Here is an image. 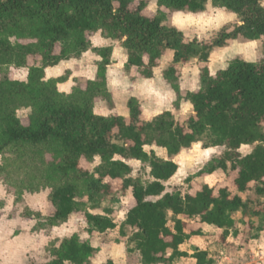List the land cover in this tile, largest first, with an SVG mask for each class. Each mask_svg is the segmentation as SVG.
I'll list each match as a JSON object with an SVG mask.
<instances>
[{
	"label": "trees",
	"instance_id": "obj_1",
	"mask_svg": "<svg viewBox=\"0 0 264 264\" xmlns=\"http://www.w3.org/2000/svg\"><path fill=\"white\" fill-rule=\"evenodd\" d=\"M160 2L171 13L178 9H184L185 13L206 10L204 0ZM217 2L226 4L229 11L237 12L238 18L245 21L244 26L233 27V32L224 33L222 30L219 37L210 43L189 41L184 35L188 42L185 46L180 43L182 34L177 33L173 26H159L162 20L168 21L167 13L161 11L150 18L144 14L146 3L140 0H0V178L4 176L7 187L15 190L17 202L26 192L51 191L49 202L52 212L49 216L41 218V214L34 212L26 215L27 218L42 219L43 222H38L34 230L53 229V225L60 227L74 214H82L85 223L90 225V236L106 234L118 226L114 211L103 208L104 203L110 199L119 201V195L131 191L135 204L127 213V227L122 224L120 232L125 238L126 229L132 230L127 239L129 252L139 249L140 264H158L157 252L161 253L159 260H162L166 247L174 248L186 239L183 234L173 236L163 228L164 209L171 207L175 212L184 211L179 194L165 196L159 202L153 195L149 203H143L146 194L138 181L124 178L125 173L133 170L132 166L119 160L112 162L111 157L119 154L127 162L133 158H138V162L145 161L148 156L141 150L142 144L151 145L155 141L158 146L165 145L167 150H161L172 163L154 160L152 177L160 180L148 187V194H159L173 171L175 175L178 172L175 159L196 143L179 150L181 145L186 146L207 133L214 137L213 144L226 142L233 148L241 142L264 141V59L248 63L235 58L227 64V71L218 70L215 77L208 75L213 52L224 50L230 42L261 41L264 47V8L259 6L258 0H213V7ZM136 3L139 5L133 9ZM113 7L117 8L115 15ZM99 28L103 29L102 36L112 41L118 42L119 37L127 34L126 47L131 62L136 65L142 64L140 55L144 52L154 59L169 54L166 52L168 46L174 48L175 59L180 62L171 61L164 77L172 89L179 83L184 66L194 60L203 64L200 89L195 94L188 92L186 96H182L181 89L175 92L193 102L198 120H186L183 124L177 121L178 127L173 132L171 115L157 118L151 124L145 123L140 114L141 105L139 103L138 106L134 100L130 101L127 120L122 116L105 119L93 115L92 109L99 99L111 108L114 106L113 95L105 85L104 64L97 66L95 82H88L86 89L73 88L71 95L57 90V85L67 81L70 72L59 79H42L46 77L47 69L64 61L80 60L88 52H98L105 60L111 52L112 63L107 68L113 65V48L97 46L81 55ZM31 59L39 60L31 63ZM11 69H27V82L11 79ZM134 69L143 79L151 75V64ZM21 109L30 110L28 125H24L18 116ZM208 125L210 128L206 127ZM113 140L117 143H112ZM97 153L101 155L102 163L94 171L83 168V162L95 163L93 155ZM237 157L234 151L227 153V165L224 159H213L204 174L212 175L209 173L213 168H220L225 173L234 172L237 190V194L231 193L234 198L227 199L230 189L222 188L218 191V198L214 199L205 186L203 192H197V199L189 198L184 216L187 223L175 224L178 233L182 227L192 232L193 228L188 223H192V213H200L216 225L230 226L233 223L231 213L243 207L250 229L256 230L254 218L264 221V207L260 206L259 199L264 195V188L260 187L264 184L260 180L264 176V146L257 145L253 154L243 160ZM250 179H256L258 183L248 187L247 192L254 190L258 198L256 202L242 204L240 195L247 193L244 189ZM210 204L214 205L211 211L208 210ZM98 210H103L104 214H90ZM195 224L205 227L199 222ZM136 226L142 229V233L135 232ZM228 234L225 232L223 235ZM223 239L222 236V244ZM78 240L76 234L71 240H63L59 249L51 251V261L47 264H63L65 259L70 264H90L99 251L89 246L90 241L83 240L81 244ZM133 241L137 243L133 245ZM108 264L113 263L109 261ZM163 264H171V260L163 261ZM200 264L211 262L205 261L204 254H200Z\"/></svg>",
	"mask_w": 264,
	"mask_h": 264
},
{
	"label": "clouds",
	"instance_id": "obj_2",
	"mask_svg": "<svg viewBox=\"0 0 264 264\" xmlns=\"http://www.w3.org/2000/svg\"><path fill=\"white\" fill-rule=\"evenodd\" d=\"M258 4L261 8H264V0H258ZM165 4L161 3L160 0H147L146 7L150 11H152L155 14H158L159 12L163 11L165 8ZM213 6V0H204V9H207L208 7ZM213 10L215 12V16L209 17L205 19V15L198 13L195 10H190L187 13H185L184 9H178L173 13V21L172 26L173 29L179 34H182V37L180 39V43L184 44L185 46L188 45V42L184 40V35L186 33L184 32L183 24L185 22L188 23H197L200 24L201 29H203L202 32H200L196 37L193 39L195 41H200L202 39H209L210 37V31L208 28H205V25H211L212 28H214L218 34L221 33V30H224V33L227 32H233L235 31L234 28H228L226 25L230 23H235L238 27H243L245 24V21L243 19L238 18V13L235 11H229L227 8V5H222L219 2H217ZM113 14L115 15L117 13V8L113 7L112 9ZM143 11V10H141ZM167 20H162L160 22V27L164 28L166 27ZM176 25H181V27H176ZM103 29L99 28L97 29V34H102ZM205 33H209L208 35H205ZM219 37V35H218ZM217 37V38H218ZM12 38H10L11 40ZM129 37L127 34L122 35L118 38V42L120 44V47L118 49H114L118 52V54H121V64L120 68L123 70L121 75H123L124 78V85L122 88V91H124L128 97H129V104L130 101H135L137 105L139 106V97L138 92L136 90L137 88V81L135 77L132 75V70L137 67H144L146 65L151 64V75L144 76L145 82L148 80L155 79L157 74H159L161 77H165V74L169 70V62H176L179 63L180 61H176V50L172 48L171 46H168L166 48V52H168V55H162L160 57H156L154 59H150L149 54L147 52H144L140 55V59L142 61L141 65H136L131 62V57L128 52V49L126 47L127 41ZM162 43L167 44V41H163ZM226 43V41H224ZM97 45L94 42H89L87 47L83 49L81 52V55L84 54V52H87L91 49H96ZM110 49H112V45L108 46ZM248 47H255V41H253ZM189 59H195V58H189ZM95 60L97 62V66L99 64L105 65V85L109 92H111L112 86H114L117 83V80L111 76L108 72V64L112 63L111 59V52L105 60V57L97 52L95 56ZM107 61V62H106ZM187 63L188 61H184ZM246 62L248 63H254L255 62V54L253 53L251 56H248L246 58ZM229 68V65L223 64L221 65L222 71H227ZM47 71V70H46ZM52 75L51 72H49V76ZM57 75H60V73H57ZM209 76L215 77V72L208 73ZM27 72H25L23 75L17 74L16 79L26 81ZM43 80H47L48 77H43ZM89 79L92 82H95L96 75H89ZM178 89H181V86L179 83H177L176 87L173 88V92H177ZM58 92L64 93L66 95H71V87H69L68 84H58L57 85ZM189 92L192 94H195L198 89L196 87H191L188 89ZM179 112L180 116H183L185 120L189 121H196L198 120V114L196 110V106L193 104V102L190 99H185L183 97H180L177 95L172 99L171 104L169 105H163V106H157L154 107L151 111H147L144 109H141L142 115L145 117V123L151 124L155 119L164 117L166 114L171 115L173 118V126L172 131L175 132L178 124L177 121L180 120V116H177L176 113ZM92 114L96 116H103L105 119L109 117L111 114L110 111H98L97 107H93ZM119 115L123 116L126 120L130 115V112H121ZM139 119V116L137 117ZM181 124L184 123V121H180ZM125 126H128L127 123ZM207 128H210V125L206 126ZM112 143H117L115 140L111 141ZM192 143H196L198 146H204V141L201 139H197L194 141H190L188 145H181L179 150H183L184 147H191ZM257 145L264 146V141L255 140L251 144L241 142L236 147L229 146L226 142L222 145L220 144H211L208 143L206 147H204V150L202 152V158H198L196 160V165L198 166V172H189L185 175L183 181L175 179V171L167 178L168 182L167 184L162 185V191L159 194H148V187L152 183H158L160 178L152 177L153 174V167L152 163L153 161H160L162 163H172L167 156H163L161 148L166 149L165 145H157L155 141L152 142L151 145L148 144H142L141 150L148 156V159L145 161H139L144 167L143 170L140 171L139 175L137 174L136 170H132L128 173L124 174V178L128 180H132L133 182L138 181L140 189L146 194L143 198V203H149L152 200V196L155 195V200L159 202L162 200L165 196H175L177 193L179 194V199L181 201L182 208L184 211L181 212H175L173 208L169 207L164 209V224L163 228L168 229L169 232L175 236L178 234H183L186 239H182L179 243L175 245V247H166L163 250V259L159 260L161 257V253L157 252L156 257L158 258V264H163V261L171 260V264H200V254H204L205 261L211 262V264H264V227H260V218H254V222L256 225V230L253 232V234L248 237L246 243L241 240V235H243L245 229L248 227V217L244 215V209L243 207H239L235 209L231 215L230 219L233 221L232 225H216L215 223H212L206 219H204L200 213H192L191 218L192 222L196 223L199 222L201 225H204L205 227L200 228H194L191 233L187 231L186 228H181L180 233L177 232V229L175 227V224L177 222L181 223V225H184L187 223V221L184 219L185 212L189 207L190 199L195 200L197 199V193L192 190L191 185L193 182L199 178V176H202L205 174L206 169L208 168V165L213 161V159L220 160L224 159L225 165H227L228 161L226 159L227 153H232L233 151L238 154V159L243 160L246 157H249L253 154V151ZM127 145H125L126 147ZM178 150V151H179ZM178 154L177 153H173ZM93 160L95 161V166H99L102 163V157L99 153L93 155ZM112 162L121 161L122 163L127 164L128 162L119 154H113L111 157ZM138 162V158H133V163ZM217 171H221L220 168H213L209 174L214 175ZM98 175V174H97ZM261 181H264V176L260 177ZM174 181V183H173ZM258 181L256 179H250L247 182V185L245 186L244 191L247 192L248 187L256 185ZM205 186H207V189L211 192L212 197L218 198L219 193L214 190V185L212 184H204L200 188V192H203L205 190ZM131 187V185H130ZM261 188H264V184H260ZM8 194L5 192V186L0 183V199H5V197ZM234 197L231 194L229 190V195L227 196V199L232 200ZM13 199H7L5 206L3 209H0L2 211H10L13 206ZM76 198L73 197V200ZM240 199L242 201V204L247 203V198L245 195L241 194ZM259 199L261 201V207H264V195L259 196ZM117 203H120V201H116ZM123 204H127L128 201L125 199ZM103 204V202H101ZM214 205L210 204L208 206V210L211 211ZM35 211V209H33ZM130 209H123L121 212V216L123 219V226L127 227V221H128V215L126 213H130ZM91 215H95L94 212H90ZM71 215V213H69ZM47 213L41 211V218L46 217ZM41 218H38L37 220L32 221V225L35 226L38 222H43ZM115 222H113V225ZM85 228L90 227V225L85 224ZM53 228L55 231L49 236L44 237L43 231L41 230L39 237H37L40 241L39 244L35 242L34 239H29L26 241V243H21L19 241V237L15 238L13 241H10L7 246L4 248V260L3 264H22V256L25 252L28 251H37L41 256H43L45 253L42 251V248L47 244L49 240H56V237L59 236L61 239L57 241L53 246L56 249H59L61 246V243L63 242V239L67 237L69 240H71L73 233H75L78 237L79 243H83V240L85 237L83 235H80L76 229H72L71 231H61L57 228L56 225H53ZM15 229H13L14 231ZM107 230V229H105ZM136 233H142V229L139 226L135 227ZM227 232L229 233L227 236H224L223 234ZM11 234V232L9 233ZM161 236H163V231L161 232ZM224 237L223 244L221 243V237ZM137 243V241H133V245ZM167 243V241L165 242ZM27 245H30V247H26ZM90 247H94L89 242ZM139 251V249H137ZM179 253L177 256L176 254ZM63 264H70V261L65 259L63 261Z\"/></svg>",
	"mask_w": 264,
	"mask_h": 264
},
{
	"label": "rangeland",
	"instance_id": "obj_3",
	"mask_svg": "<svg viewBox=\"0 0 264 264\" xmlns=\"http://www.w3.org/2000/svg\"><path fill=\"white\" fill-rule=\"evenodd\" d=\"M140 1H144L145 3H147V0ZM138 5L139 3H136L133 6V9H136ZM163 11L168 15L167 24L169 26H172L174 12H168L166 9H164ZM144 14L150 18H154L155 16H157V14L153 13L147 8ZM201 14L205 15V19L215 16L213 6L208 7ZM235 26L236 25L234 22L226 25V27L228 28H233ZM176 27H181V25H176ZM183 28L184 32L186 33V38L189 41L194 40L193 38L203 31L200 24L197 23L185 22L183 24ZM205 28L209 29L211 38L202 39L200 41L204 43H210L215 38H217L219 34L214 28L211 27V25H205ZM208 34L209 33H205V35ZM251 43L252 42H247L244 40H237L230 42L228 47L224 50H217L213 52L209 63L211 72H217L218 70H221V65L228 64L232 59L242 58L246 60V58L248 56H251L253 53L255 54V62L264 59L263 42H255L254 48L248 47V45H250ZM97 44L100 45V41H97ZM119 47L120 44L119 46H117V48ZM115 59L116 65L112 69L110 75L117 80V83L112 86V89L116 95V97L113 98L114 106H116L117 109L116 113L119 114L121 112H129V97L124 91H122L125 81L123 75H121V73L123 72V70L120 68L121 54H118V52H116ZM31 60L33 61L31 63H34L39 59ZM93 65L94 64L91 59L79 65H63V67H61L60 69L52 72V75L63 77L67 74L66 71L70 70L72 72V75L69 76L70 82L76 83L75 78H83V76L89 77V75H93ZM203 67L205 66L203 64H200L198 60H194L189 65H186L181 69L179 84L181 86L182 96H186V94L189 92L188 89L191 87H196L198 90L200 89V75ZM25 72H27V70L11 69L10 78L16 79L18 73L23 75ZM57 73H60V75H57ZM132 75L137 81L136 90L138 92L139 103L141 105V108L144 110L151 111L154 107L169 105L172 102L173 96H177V94L172 91V87L166 82L164 77H161L159 74H157V77L153 81L149 82H145L137 69L132 70ZM83 85L84 87H86L85 83H83ZM97 105L98 107H100L99 111H111L110 113H113V109L109 107L107 103L102 99L97 100ZM29 115L30 110L28 109H21L18 112V116L20 117L24 125L29 124ZM176 115L180 116V113L177 112ZM143 118L145 119L144 115ZM180 121L186 120L183 116H180V120L178 122ZM201 140L204 141V146H198L197 144H195L190 149L184 150L180 154V156L175 159V162L179 167L178 172L175 175V179L183 181L185 175L189 172H198L196 160L198 158H202V152L204 150V147H206L208 143L213 144L214 137L210 133H207L204 137L201 138ZM161 151L163 153V156H166L165 151ZM1 164L2 162L0 158V166ZM128 164L132 166L133 170L137 171L138 175L140 171L143 170V165L139 162L133 163V161H130L128 162ZM94 165L95 163H82V167L85 169H89L90 171L95 170L97 166L94 167ZM235 178L236 174L234 172L225 173L223 171H217L214 175H204L202 177H199L193 182L191 188L197 193L200 191V188L204 184H212L214 185V190L217 192L222 188H229L231 193L235 195L237 194V190L234 184ZM0 183L5 186V192L8 194L5 199H0V209L4 208L7 199H12L14 197L13 206L10 211L5 212L0 210V264H3L5 255L4 248L10 241H13L15 238L19 237L18 242L21 243H26V241H28L29 239H34L37 244L40 243L37 237H39L41 230H34L37 223L35 224V226L32 225V221L36 219L34 217L27 218L26 215L30 212L41 214V211H43L47 213V216H49L52 212V206L49 202V195L51 191L48 189L41 190L39 193L26 192L22 200L17 202L14 195L15 190L13 188L10 189L9 187H7V185L5 184L4 176L0 178ZM117 184L119 185L120 182H118ZM243 195L246 196L247 201L251 202H256L258 198L254 190L249 191ZM118 197L120 203L114 202L110 199L103 205V208L112 209L114 211L113 216L118 226L115 230L109 231L106 234H96L94 236H90L88 234V228L84 227L86 223L82 214H74L66 224L57 227L61 231H71L72 229H76L80 235H83L85 237L84 241H90L92 245L98 249V254L90 264H108L109 261H112L113 264H140L141 257L139 253L137 251L129 252L127 239L131 236L132 230L126 229L127 237L125 238L121 237L120 232V227L123 224V219L121 216L122 210L130 209L135 204L132 198V192L129 191L128 193L119 195ZM125 199H127L128 201L126 205L122 203ZM33 209H35V211H33ZM94 213L104 214V211L98 210L94 211ZM260 221V227H264V221ZM188 223L191 224V227H193V229L196 228L195 225H193L191 222ZM13 229L15 230L13 231ZM53 231H55L54 228L45 229L43 231V236L49 237L53 233ZM254 231L255 230L250 229L248 226L245 229L243 235H241V240L246 243L248 237H250ZM10 232L11 234H9ZM73 235H75V233H73ZM66 238L67 237H65L63 240H65ZM60 239L61 238L57 236L56 240H49L47 244L42 248V251L45 253L43 256H41L37 251L25 252L21 258L22 264H47L51 261V251L55 248L53 245ZM26 247H30V245L26 244Z\"/></svg>",
	"mask_w": 264,
	"mask_h": 264
},
{
	"label": "crops",
	"instance_id": "obj_4",
	"mask_svg": "<svg viewBox=\"0 0 264 264\" xmlns=\"http://www.w3.org/2000/svg\"><path fill=\"white\" fill-rule=\"evenodd\" d=\"M91 41L92 42H94V43H96V45L98 46V47H108L109 45H112L113 47V65H111L109 68H108V72H109V74L111 73V71H112V69L115 67V63H116V59H115V54H116V50H114V49H118L117 48V46H119V42H117V41H112V40H108V39H105L103 36H102V34H96V35H94L92 38H91ZM97 41H100V45L99 44H97ZM95 56H96V54H94V53H92V52H88V53H86V54H84L83 55V57L80 59V60H70V61H64V62H62L59 66H57V67H55V68H50V69H47V71H46V76L48 77V79H59V78H61L60 76H53V75H50L49 76V72H54V71H56V70H58V69H60L61 67H63V65H70V64H76V65H79V64H83L85 61H87V60H89V59H91L92 61H93V75H96V78H97V62H96V60H95ZM92 66V65H91ZM21 70H27V69H21ZM66 72H70V75L69 76H71L72 75V72L70 71V70H67ZM216 73V72H215ZM92 75V74H91ZM157 77V76H156ZM27 78H28V70H27V76H26V81H27ZM14 80H19V79H14ZM154 79H152V80H148V82L149 81H153ZM19 81H22V80H19ZM85 81V82H84ZM91 80L89 79V77H87V76H83V78H75V82L76 83H71L70 82V78L68 77V79H67V81H65V82H63V83H59V84H61V85H64V84H68L69 85V87H71V89H72V91H73V88H75V87H77V86H79V87H81V88H83V89H86V87H87V84H88V82H90ZM83 83H85V86L86 87H84V85H83ZM71 91V92H72ZM112 95H113V98H115L116 97V95H115V92L113 91V89L111 88V92H110ZM172 95V94H171ZM175 96H173V98H174ZM96 107H97V110L99 111L100 110V107H98V105L96 104ZM112 109H113V113H111L109 116H121V115H119V114H117L116 112H117V109H116V106H113L112 107ZM109 110V109H108ZM111 112V111H110ZM123 117V116H122ZM192 224L193 225H195V227L196 228H200L201 226L200 225H198V224H195V223H193L192 222ZM193 228V227H192ZM191 228V229H192Z\"/></svg>",
	"mask_w": 264,
	"mask_h": 264
}]
</instances>
